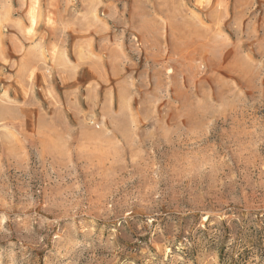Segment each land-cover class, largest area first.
Here are the masks:
<instances>
[{"label":"rangeland","instance_id":"1","mask_svg":"<svg viewBox=\"0 0 264 264\" xmlns=\"http://www.w3.org/2000/svg\"><path fill=\"white\" fill-rule=\"evenodd\" d=\"M0 264H264V0H0Z\"/></svg>","mask_w":264,"mask_h":264}]
</instances>
